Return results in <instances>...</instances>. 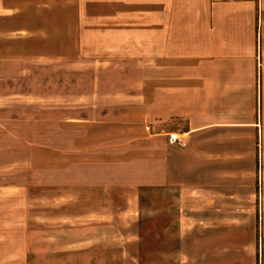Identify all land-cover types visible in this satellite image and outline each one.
<instances>
[{"label": "rangeland", "instance_id": "rangeland-1", "mask_svg": "<svg viewBox=\"0 0 264 264\" xmlns=\"http://www.w3.org/2000/svg\"><path fill=\"white\" fill-rule=\"evenodd\" d=\"M103 9V0L93 4V25L106 18ZM146 15L139 11V19ZM6 35L0 30V264H264L258 133L254 139L252 130L224 127L192 142L182 115L198 116L199 93L185 97L167 61L153 75L151 59L137 68L135 60L30 58L34 45ZM138 48L145 56L158 51L151 42ZM156 118L161 150L184 149L192 160L202 154L189 175L173 166V183L191 185L68 186L85 177L115 183L116 162L136 157L139 122ZM168 133L181 135L184 147L169 145ZM87 240L96 241L87 248Z\"/></svg>", "mask_w": 264, "mask_h": 264}, {"label": "crops", "instance_id": "crops-1", "mask_svg": "<svg viewBox=\"0 0 264 264\" xmlns=\"http://www.w3.org/2000/svg\"><path fill=\"white\" fill-rule=\"evenodd\" d=\"M99 2L0 0V14L5 18L0 30L6 32L7 42L22 38L25 45H34L30 58L99 59L126 66L135 60L137 68L141 60L151 59L153 75H160V65L167 61V74L184 81L178 85L184 96L199 93V103L193 104L198 116L182 115L187 124L184 134H192V142L224 127L252 130L254 139L258 133L264 140V0H151L150 7L139 5V0H103L106 18L93 25L92 6ZM139 11L150 13L151 19L149 15L139 19ZM149 42L158 51L139 55V43ZM165 47L166 58L160 56V48ZM173 47L178 52L172 56ZM159 122L158 118L139 122L136 157L116 162L120 173L115 183H95L85 177L68 186L141 191L191 185L173 183V166L180 167L179 176L189 175L191 162L195 172L199 170L202 154L192 160L193 155L184 149L161 150L160 142L153 139ZM95 241H85L90 244L87 248Z\"/></svg>", "mask_w": 264, "mask_h": 264}, {"label": "built area", "instance_id": "built-area-1", "mask_svg": "<svg viewBox=\"0 0 264 264\" xmlns=\"http://www.w3.org/2000/svg\"><path fill=\"white\" fill-rule=\"evenodd\" d=\"M181 135L177 134V133H168L167 137H168V141L173 144L176 145L178 147H184L185 143H183L182 139L180 138Z\"/></svg>", "mask_w": 264, "mask_h": 264}]
</instances>
